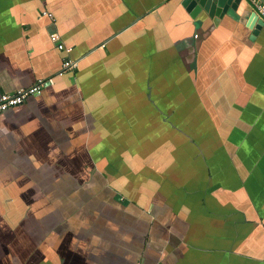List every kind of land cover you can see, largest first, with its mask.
<instances>
[{
    "label": "crops",
    "instance_id": "crops-1",
    "mask_svg": "<svg viewBox=\"0 0 264 264\" xmlns=\"http://www.w3.org/2000/svg\"><path fill=\"white\" fill-rule=\"evenodd\" d=\"M182 2L0 0V264H264V25Z\"/></svg>",
    "mask_w": 264,
    "mask_h": 264
},
{
    "label": "built area",
    "instance_id": "built-area-1",
    "mask_svg": "<svg viewBox=\"0 0 264 264\" xmlns=\"http://www.w3.org/2000/svg\"><path fill=\"white\" fill-rule=\"evenodd\" d=\"M253 6L255 14L264 22V4L259 2L258 0H248ZM40 14L42 16L48 17L50 20L54 21V15L46 9H42ZM52 41L58 42V36L56 34H52ZM57 47L64 52H71V47H66L62 43L58 42ZM77 66L75 60L71 58H64L61 63V68L57 72V75L61 76L63 73L68 70H74ZM54 81V77L50 76L48 78H41L34 82L32 85L27 87H22L14 90L13 92H4L0 94V114L7 110L8 108L15 107L17 105L22 104L26 99L32 95H38L41 93L45 86L51 85Z\"/></svg>",
    "mask_w": 264,
    "mask_h": 264
},
{
    "label": "water",
    "instance_id": "water-1",
    "mask_svg": "<svg viewBox=\"0 0 264 264\" xmlns=\"http://www.w3.org/2000/svg\"><path fill=\"white\" fill-rule=\"evenodd\" d=\"M240 2L241 0H183L182 4L192 17L204 11L211 18H220L229 8L236 10ZM263 25L264 22L253 12L248 19L249 28L255 34Z\"/></svg>",
    "mask_w": 264,
    "mask_h": 264
}]
</instances>
